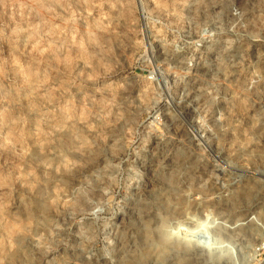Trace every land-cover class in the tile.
<instances>
[{
	"label": "rangeland",
	"instance_id": "rangeland-1",
	"mask_svg": "<svg viewBox=\"0 0 264 264\" xmlns=\"http://www.w3.org/2000/svg\"><path fill=\"white\" fill-rule=\"evenodd\" d=\"M160 237L264 264V0H0V264Z\"/></svg>",
	"mask_w": 264,
	"mask_h": 264
},
{
	"label": "bare ground",
	"instance_id": "bare-ground-1",
	"mask_svg": "<svg viewBox=\"0 0 264 264\" xmlns=\"http://www.w3.org/2000/svg\"><path fill=\"white\" fill-rule=\"evenodd\" d=\"M186 233V232H185ZM187 234V233H186ZM167 235H168V233H167ZM190 235V234H189ZM165 236V235H164ZM188 236V235H187ZM191 236V235H190ZM195 236V235H194ZM195 238V237H194ZM158 239V238H157ZM165 239V238H164ZM164 239H162V237H160L157 241H152V242H150L149 244H147L148 245V247H147V249H146V252H145V254H143V255H150V253L152 254V251H157L156 252V259L158 260V262H160V264H163L164 263V261H165V259H164V257H165V254L166 253H168L169 251H172V250H177L178 248H179V241L178 242H176V241H174V242H170L169 240L168 241H164ZM166 239H167V237H166ZM170 239V238H169ZM171 240V239H170ZM183 246V245H182ZM185 247V246H184ZM183 248V247H182ZM187 249L189 248V247H186ZM183 250V249H182ZM185 256V255H184ZM145 257V256H144ZM182 257V256H181ZM140 258V257H139ZM138 258V259H139ZM180 258V257H179ZM141 260H142V257L139 259V260H137L138 262L137 263H141ZM156 260V261H157ZM175 260H177V259H175ZM180 260V259H179ZM182 260V259H181Z\"/></svg>",
	"mask_w": 264,
	"mask_h": 264
}]
</instances>
